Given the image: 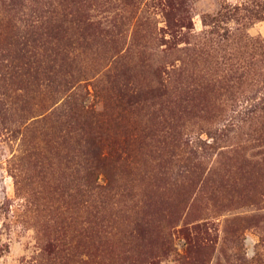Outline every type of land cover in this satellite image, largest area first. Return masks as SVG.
<instances>
[{
    "label": "rangeland",
    "instance_id": "rangeland-1",
    "mask_svg": "<svg viewBox=\"0 0 264 264\" xmlns=\"http://www.w3.org/2000/svg\"><path fill=\"white\" fill-rule=\"evenodd\" d=\"M0 264H264V0H0Z\"/></svg>",
    "mask_w": 264,
    "mask_h": 264
},
{
    "label": "trees",
    "instance_id": "trees-1",
    "mask_svg": "<svg viewBox=\"0 0 264 264\" xmlns=\"http://www.w3.org/2000/svg\"><path fill=\"white\" fill-rule=\"evenodd\" d=\"M75 105V104H74ZM76 110L78 113L85 112L88 116L92 118H96V116L101 115V113H97L94 109L87 107L85 109L84 105L76 104ZM88 125H90V129L84 130L82 127L83 132L89 136L90 140L86 139V143L88 144L89 149L87 153L84 155L85 161L87 160V173L89 178L91 179V184H88L91 188H95L96 186L104 189L108 186V180L105 185L97 184L96 181L98 179V173L100 169H104L105 166L109 165L108 158L100 152V148L96 146V141L98 140L99 136L98 131L96 130V125L93 124L91 121ZM88 141V142H87Z\"/></svg>",
    "mask_w": 264,
    "mask_h": 264
}]
</instances>
